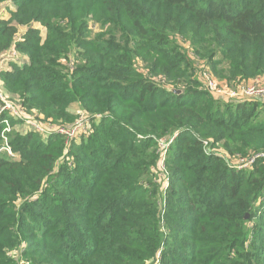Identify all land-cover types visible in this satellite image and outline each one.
Wrapping results in <instances>:
<instances>
[{
    "label": "trees",
    "instance_id": "16d2710c",
    "mask_svg": "<svg viewBox=\"0 0 264 264\" xmlns=\"http://www.w3.org/2000/svg\"><path fill=\"white\" fill-rule=\"evenodd\" d=\"M0 5V53L26 29L10 100L60 126L91 118L68 144L11 120L8 147L0 122V264H264V164L223 156L264 152V101H218L197 69L264 77V0ZM175 133L165 189L157 140Z\"/></svg>",
    "mask_w": 264,
    "mask_h": 264
},
{
    "label": "built area",
    "instance_id": "2783aa9c",
    "mask_svg": "<svg viewBox=\"0 0 264 264\" xmlns=\"http://www.w3.org/2000/svg\"><path fill=\"white\" fill-rule=\"evenodd\" d=\"M22 36L23 35L17 34L12 46L8 50L0 53V122H4L6 125V128L3 131L5 141L4 146L8 147L6 144L8 141L6 134H9L13 129L11 126V120L19 122L23 121V125L27 130H35L44 136L45 139H49V137L54 135H60L65 138V142L68 144L72 140L78 139L81 135L87 133L91 120L89 116H80L70 127L60 126L52 122L50 123L49 121L47 123H42L38 121L41 116L33 111L31 114H28L25 108L20 104L11 101L6 95V92H4L5 88L2 82V74L7 72V70H11V63L21 67L28 62L27 56L17 47V43L22 40ZM199 79L204 90L208 91L217 99L226 102L264 101V84L262 77L249 81L238 80L230 83L216 78L210 69L201 68L199 71ZM177 136L178 134L175 133L172 136L157 140V153L160 157L157 172L159 181L165 183V189H167L169 184L167 155L170 146L174 143ZM203 143L206 153L209 154V142L203 141ZM6 150L10 156H13L8 148H6ZM223 156L225 157L228 166L238 171L249 170L257 161L264 164V152L252 154L248 157L236 155L233 157L229 156L228 158L225 154H223Z\"/></svg>",
    "mask_w": 264,
    "mask_h": 264
},
{
    "label": "rangeland",
    "instance_id": "374dc122",
    "mask_svg": "<svg viewBox=\"0 0 264 264\" xmlns=\"http://www.w3.org/2000/svg\"><path fill=\"white\" fill-rule=\"evenodd\" d=\"M2 5V4H1ZM0 5V6H1ZM8 16H9V14H8V11H7V7L6 6H2V7H0V19H4L5 18V20L8 18ZM39 27H41L40 25H39ZM90 28H91V30H92V33L90 32V31H88V37H90L89 35L91 34L92 36L95 34V33H97V32H99V27H98V25L96 24V23H94L93 24V22L92 23H90ZM24 31L26 30L25 28L23 29ZM18 33H20V31L18 32ZM69 65V67H71V63H69L68 64ZM202 66H203V64H201ZM197 69H198V71H200L201 70V67L200 66H197ZM210 69V68H209ZM211 70V69H210ZM212 71V70H211ZM213 73V72H212ZM196 76L198 77V75L196 74ZM195 79H197L196 77H194ZM217 78V77H216ZM219 79V78H218ZM198 80V79H197ZM199 81V80H198ZM200 82V81H199ZM201 91H204V88L202 87V86H200V88H199ZM4 92H5V89H4ZM11 96H8L9 98H12V96H14V97H17V95H15V94H12V92H9V91H7ZM214 99H216V100H218V101H222L221 99H217V98H215L214 97ZM71 111L70 112H72L73 113V115H75L76 116V114H79V112H80V110L79 109H74V105H72V108L70 109ZM38 121L39 122H42V123H47L48 121L51 123V122H53V121H51L50 119L49 120H46L45 119V117L44 116H41V118H39L38 119ZM53 123H56V122H53ZM1 150H2V152H4V153H6V154H8V151L6 150V148L5 147H1ZM9 155V154H8ZM27 258H28V260H32V256H27ZM25 264H29L28 262H24Z\"/></svg>",
    "mask_w": 264,
    "mask_h": 264
},
{
    "label": "crops",
    "instance_id": "0c3cea01",
    "mask_svg": "<svg viewBox=\"0 0 264 264\" xmlns=\"http://www.w3.org/2000/svg\"><path fill=\"white\" fill-rule=\"evenodd\" d=\"M24 28H20V33H18V34H20V35H23L25 32H26V30L24 31L23 30ZM263 79V84H264V77H262Z\"/></svg>",
    "mask_w": 264,
    "mask_h": 264
},
{
    "label": "water",
    "instance_id": "95a60500",
    "mask_svg": "<svg viewBox=\"0 0 264 264\" xmlns=\"http://www.w3.org/2000/svg\"><path fill=\"white\" fill-rule=\"evenodd\" d=\"M173 92L180 94L181 91L180 90L179 91L178 90H175Z\"/></svg>",
    "mask_w": 264,
    "mask_h": 264
}]
</instances>
